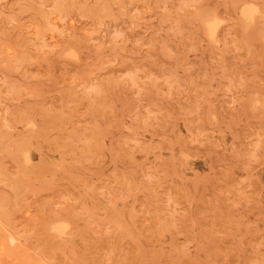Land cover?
Returning a JSON list of instances; mask_svg holds the SVG:
<instances>
[{"label":"rangeland","instance_id":"obj_1","mask_svg":"<svg viewBox=\"0 0 264 264\" xmlns=\"http://www.w3.org/2000/svg\"><path fill=\"white\" fill-rule=\"evenodd\" d=\"M0 128V264H264V0H0Z\"/></svg>","mask_w":264,"mask_h":264},{"label":"bare ground","instance_id":"obj_2","mask_svg":"<svg viewBox=\"0 0 264 264\" xmlns=\"http://www.w3.org/2000/svg\"><path fill=\"white\" fill-rule=\"evenodd\" d=\"M246 1V0H245ZM237 2H238V0H237ZM111 3V2H110ZM130 3V2H129ZM79 4V3H78ZM77 5V4H76ZM75 5V6H76ZM95 5V4H94ZM85 7V6H84ZM84 9V8H83ZM92 12V11H91ZM88 13H90V12H88ZM127 13V12H126ZM124 16V15H123ZM207 16V15H206ZM88 19V18H87ZM209 21V20H208ZM46 24V23H45ZM204 24V23H203ZM25 25V24H24ZM48 25V24H47ZM65 26V25H64ZM46 28V27H45ZM204 28V27H203ZM242 30V29H241ZM49 31V30H48ZM52 31V30H51ZM11 32V31H10ZM60 32V31H59ZM46 33V32H45ZM55 33V32H54ZM61 33V32H60ZM29 34V33H28ZM43 34V33H42ZM36 35V34H35ZM244 36V35H243ZM43 37V36H42ZM61 37V36H60ZM34 38H35V36H34ZM36 39V38H35ZM40 39V38H39ZM244 39V38H243ZM5 40V39H4ZM41 41V40H40ZM44 42V41H43ZM21 43V42H20ZM19 43V44H20ZM42 43V42H41ZM45 43V42H44ZM166 43V42H165ZM52 44H54V43H52ZM43 45V44H42ZM47 45V44H46ZM132 46V45H131ZM43 47V46H42ZM48 48V47H47ZM152 48V47H151ZM153 49V48H152ZM172 49V48H171ZM49 50H50V48H49ZM43 52V51H42ZM155 52V51H154ZM157 52V51H156ZM52 53V52H51ZM169 56V55H168ZM102 58V57H101ZM199 59V58H198ZM262 60V59H261ZM36 61V60H35ZM37 62V61H36ZM24 63V62H23ZM72 63V62H71ZM165 64V63H164ZM23 65V64H22ZM47 68V67H46ZM81 68V67H80ZM154 68V67H153ZM205 68V67H204ZM92 69V68H91ZM148 70H150V69H148ZM23 71V70H22ZM138 71V70H137ZM228 72V71H227ZM76 75V74H75ZM159 75V74H158ZM77 76V75H76ZM75 76V77H76ZM108 76V75H107ZM133 76V75H132ZM113 77V76H112ZM32 78V77H31ZM71 78V77H70ZM77 78V77H76ZM107 79V78H106ZM146 79V78H145ZM39 80V79H38ZM98 80H99V78H98ZM114 80V79H113ZM132 82V81H131ZM50 83V82H49ZM81 83V82H80ZM75 84V83H74ZM121 84V83H120ZM12 85V84H11ZM10 86V85H9ZM70 87V86H69ZM104 87V86H103ZM123 87V86H122ZM141 87V86H140ZM15 89V88H14ZM42 89V88H41ZM113 90V89H112ZM34 91V90H33ZM58 91V90H57ZM89 91V90H88ZM139 91V90H138ZM60 92V91H59ZM100 92V91H99ZM102 92V91H101ZM8 95V94H7ZM6 97V96H5ZM40 97V96H39ZM44 97V96H43ZM69 97V96H68ZM41 98V97H40ZM22 99V98H21ZM102 100V99H101ZM116 100V99H115ZM90 101V100H89ZM5 102V101H4ZM33 104V103H32ZM29 106V105H28ZM37 107V106H36ZM99 107V106H98ZM107 107V106H106ZM9 109V108H8ZM27 109V108H26ZM89 110V109H88ZM44 114H46V113H44ZM62 114V113H61ZM20 117H21V115H20ZM44 117V116H43ZM66 118V117H65ZM8 119H9V117H8ZM14 120V119H13ZM58 121V120H57ZM14 122V121H13ZM66 122H68V121H66ZM37 124V123H36ZM1 129V128H0ZM11 130V129H10ZM98 130V129H97ZM11 131H13V130H11ZM7 133V132H6ZM10 133L11 132H9V135H10ZM42 134V133H41ZM16 135V134H15ZM3 136V135H2ZM11 136V135H10ZM236 138V137H235ZM2 139V138H1ZM0 139V140H1ZM44 139V138H43ZM98 139V138H97ZM234 140V139H233ZM98 141V140H97ZM172 142V141H171ZM18 144V143H17ZM16 145V144H15ZM23 145V144H22ZM18 148V147H17ZM24 148V147H23ZM2 148H0V150H1ZM6 148H4V150H5ZM19 149V148H18ZM21 149V148H20ZM4 150H2V151H4ZM258 150V149H257ZM6 151V150H5ZM10 151V150H9ZM1 152V151H0ZM11 154V153H10ZM209 155V154H208ZM12 159V158H11ZM14 163V162H13ZM32 164V163H31ZM1 166V165H0ZM30 167H31V165H30ZM5 172V171H4ZM25 172V171H24ZM26 173V172H25ZM29 174V173H28ZM23 175V174H22ZM111 175V174H110ZM7 176V175H6ZM214 176V175H213ZM17 181V180H16ZM30 185H32V184H30ZM29 185V186H30ZM92 186V185H91ZM27 187V186H26ZM134 187V186H133ZM47 190V189H46ZM31 191V190H30ZM44 192V191H43ZM40 193V192H39ZM220 195V194H219ZM92 200V199H91ZM94 201V200H93ZM239 203V202H238ZM73 204V203H72ZM64 206V205H63ZM83 206V205H82ZM106 207V206H105ZM111 207V206H110ZM63 208V207H62ZM95 210V209H94ZM98 211V210H97ZM88 212V211H87ZM92 214V213H91ZM105 217V216H104ZM111 219V218H110ZM105 221V220H104ZM198 221V220H197ZM50 222V221H49ZM112 222V221H111ZM90 224V223H89ZM119 226V225H118ZM121 226V225H120ZM119 226V228H121ZM178 228V227H177ZM33 229V228H32ZM168 230V229H167ZM239 230V229H238ZM176 232V231H175ZM6 236V235H5ZM3 237V236H2ZM4 238V237H3ZM6 239V238H5ZM196 239V238H195ZM3 241H5V240H3ZM207 241V240H206ZM7 242V241H6ZM6 242H4V243H6ZM196 244V243H195ZM199 244V243H198ZM5 246H6V244H4ZM4 245H2L1 244V246H0V250L2 251V252H4ZM7 246H9L8 244H7ZM10 247V246H9ZM16 247V246H15ZM17 249V248H16ZM63 249V248H62ZM61 250V249H60ZM59 250V251H60ZM11 251V250H10ZM16 251V250H15ZM14 251V252H15ZM7 252V251H6ZM5 252V253H6ZM17 252V251H16ZM10 253V252H9ZM12 254H13V252H12ZM137 254V253H136ZM186 254V253H185ZM21 256H22V254H21ZM169 256V255H168ZM14 257V256H13ZM1 258V257H0ZM143 258V257H142ZM30 260V259H29ZM239 262V261H238ZM152 263V262H151ZM161 263V262H160ZM254 264V263H253Z\"/></svg>","mask_w":264,"mask_h":264},{"label":"snow or ice","instance_id":"obj_3","mask_svg":"<svg viewBox=\"0 0 264 264\" xmlns=\"http://www.w3.org/2000/svg\"><path fill=\"white\" fill-rule=\"evenodd\" d=\"M210 27H211V25H210Z\"/></svg>","mask_w":264,"mask_h":264}]
</instances>
